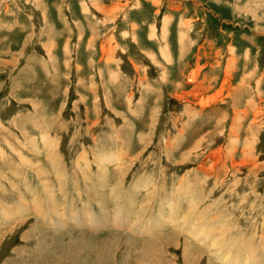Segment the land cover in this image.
Instances as JSON below:
<instances>
[{"label": "rangeland", "instance_id": "rangeland-1", "mask_svg": "<svg viewBox=\"0 0 264 264\" xmlns=\"http://www.w3.org/2000/svg\"><path fill=\"white\" fill-rule=\"evenodd\" d=\"M228 261L264 264V0H0V264Z\"/></svg>", "mask_w": 264, "mask_h": 264}, {"label": "bare ground", "instance_id": "bare-ground-1", "mask_svg": "<svg viewBox=\"0 0 264 264\" xmlns=\"http://www.w3.org/2000/svg\"><path fill=\"white\" fill-rule=\"evenodd\" d=\"M104 9V8H103ZM238 117V116H237ZM50 127V126H49ZM189 146V145H188ZM117 163V162H116ZM19 177V176H18ZM48 180V179H47ZM136 187V186H135ZM116 187H114V189H115ZM135 189V188H134ZM63 192V191H62ZM113 193H114V196H113V194H112V196H113V198H117V199H119V202H120V195H119V192H118V190H117V192H115V190L113 191ZM131 198V197H130ZM116 202V201H115ZM130 202V201H129ZM132 203V202H131ZM116 204V203H115ZM100 206H102V205H100ZM117 210H119V213H120V210H122V208H121V206H120V204H118L117 206ZM193 208V207H192ZM113 209V208H112ZM115 209V208H114ZM128 210L130 209V208H127ZM128 210H126V211H128ZM98 211H99V209H98ZM116 211V210H115ZM84 212H86V211H84ZM107 212H108V218H110L111 217V213L112 212H110V211H108V209H107ZM114 212V211H113ZM122 212H123V210H122ZM129 212V211H128ZM89 213V212H88ZM88 213H82V218H80L79 219V217H78V215H76V217H74V220L75 221H77V222H79V223H83V221H84V225H86V224H92L93 225V227L94 228H100V227H104L103 226V223H102V219H99V218H97L96 216H92V219H90L89 221H87V216L89 217L90 216V218H91V213L90 214H88ZM124 213V212H123ZM113 214V213H112ZM128 213H124V214H121V215H116V214H114L115 215V217H114V220H115V222L113 221V223L112 222H108V224L106 225L107 227H109V226H111V224H112V226H114V227H117V228H128V229H130L131 228V226H130V222L129 223H127V224H125V222H126V217L127 216H130L129 214L127 215ZM64 215V214H63ZM101 216V215H100ZM99 216V217H100ZM104 216L105 217H107V213L104 211ZM192 216V215H191ZM139 217V216H138ZM89 219V218H88ZM128 220H129V218H128ZM66 223V222H65ZM91 226V225H90ZM154 226V225H153ZM145 229H143V231H144ZM99 250V249H98ZM96 256V255H95ZM190 256V255H189ZM40 260V259H39ZM225 260V259H224ZM84 261V260H83ZM223 261V260H222ZM224 262V261H223ZM187 263V262H186ZM231 262L230 261H228V262H226V264H230Z\"/></svg>", "mask_w": 264, "mask_h": 264}, {"label": "crops", "instance_id": "crops-1", "mask_svg": "<svg viewBox=\"0 0 264 264\" xmlns=\"http://www.w3.org/2000/svg\"><path fill=\"white\" fill-rule=\"evenodd\" d=\"M177 38V37H176ZM176 40V39H175ZM156 41L160 44V45H162L163 44V41H161V39L159 40L158 38H156ZM167 41H168V39H167ZM173 41V45H174V39L172 40ZM176 42V41H175ZM168 46H169V44H168ZM171 49V47L169 46V51H171L170 50ZM179 49V48H178ZM158 52L160 51V48H158L157 47V49H156ZM157 51H156V53H157ZM177 52L176 53H178V55H181V52H179V50H176Z\"/></svg>", "mask_w": 264, "mask_h": 264}]
</instances>
